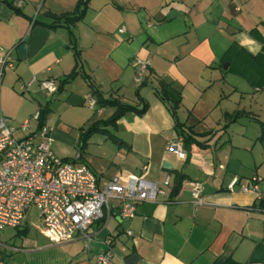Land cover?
Wrapping results in <instances>:
<instances>
[{
  "label": "crops",
  "instance_id": "crops-1",
  "mask_svg": "<svg viewBox=\"0 0 264 264\" xmlns=\"http://www.w3.org/2000/svg\"><path fill=\"white\" fill-rule=\"evenodd\" d=\"M77 1L0 0V51L12 49L14 59L0 84V117L16 129V139L31 135L37 143L41 125L31 116L48 107L42 125L51 148L63 142L67 131L80 143L81 132L112 115L113 107L90 105L95 100L90 83L104 98L137 109L145 102L142 113L127 110L114 127L105 128L124 146L100 131L87 137L85 143L101 144L111 153L105 165L81 154L71 161L87 165L100 187L112 177L126 183L137 176L156 182L162 193L156 202L138 203L129 220H121L115 208L93 223L88 250L80 238L51 245L40 227L36 234L45 241L37 235L24 238L20 248L11 238L2 241L0 234V251L30 249L21 251L26 252L23 260L7 262L92 264L96 254L109 250L114 264H128L130 257H135L131 264H218L222 255L224 264H264V205H259L264 200V145L259 140L264 88L225 72L223 65L229 63L222 60L233 42L251 54L260 51L264 0H89L78 22L48 27L51 15L71 12ZM136 58L148 63L141 82ZM75 67V77L62 83ZM46 80L56 84L55 92L41 88ZM161 81L180 92L176 117L155 93ZM56 116L60 130L52 126ZM25 120L28 128L21 131ZM182 130L204 145L191 140L184 158L166 150L167 142L183 138ZM234 178L238 184L231 191L227 186ZM252 178L258 180L261 198L240 191ZM193 182L202 186V205L194 203ZM13 229L25 237L31 232L26 222Z\"/></svg>",
  "mask_w": 264,
  "mask_h": 264
},
{
  "label": "built area",
  "instance_id": "built-area-1",
  "mask_svg": "<svg viewBox=\"0 0 264 264\" xmlns=\"http://www.w3.org/2000/svg\"><path fill=\"white\" fill-rule=\"evenodd\" d=\"M118 32H124V28ZM147 66L145 60L136 58L137 82L143 80ZM13 67L12 49L0 51V84L4 71ZM40 85L49 93L57 89L50 80ZM94 104L92 99L90 105ZM31 118L38 120L39 111ZM28 124L25 120L19 129L25 131ZM15 131L7 118L0 117V234L5 227H20L26 222L30 209L35 208L39 213L40 233L49 244L58 245L80 238L84 241V250H88L93 223L108 218L115 208L119 210L121 220H129L138 203L156 202L162 193L156 182L137 176L126 183L112 177L100 187L87 165L58 158L52 153L45 126L41 125L35 134L40 139L37 143L31 135L16 139ZM166 150L180 158L185 157L180 138L167 142ZM237 184L238 179L234 178L227 187L232 191ZM191 187L194 203L202 205L201 184L193 182ZM240 191L261 198L255 178L240 186ZM126 233L131 235L129 230ZM92 264H114L112 252L105 250L96 254Z\"/></svg>",
  "mask_w": 264,
  "mask_h": 264
},
{
  "label": "trees",
  "instance_id": "trees-1",
  "mask_svg": "<svg viewBox=\"0 0 264 264\" xmlns=\"http://www.w3.org/2000/svg\"><path fill=\"white\" fill-rule=\"evenodd\" d=\"M5 1V0H4ZM89 0H78L74 6V9L71 12L64 13L62 15H51L53 18V22L48 25L49 28H55L57 26H67L74 24L75 22H78L82 19L85 9L87 8ZM72 36V35H71ZM73 38V36H72ZM75 61L78 64L80 62V55L77 50L74 51ZM223 63L228 62L229 66L226 69L225 72H232L243 79H245L249 85H251L253 88L262 89L264 88V45H262L259 52L256 54H251L247 52L243 47L239 46L237 43L233 42L230 44L228 49L223 55ZM220 67L221 65L218 64ZM77 74L76 67L73 68L69 74L66 75V77L62 80V83H67L70 81L75 75ZM90 86L93 88L92 93L95 97V102L103 107V106H110L114 108V111L112 115L100 122L94 123L91 127H89L86 132H81L80 136V143L81 146L85 145L86 139L89 135H91L95 131L103 132L107 135V138L115 143L118 146H124V143L116 134H114L112 131L106 130V126L114 127L116 120L127 110H133L136 113L140 114L142 113L146 107L147 104L143 102V106L140 109H137L135 107H131L129 105H126L124 103H121L117 99H108L104 98L98 89L94 88L93 85L90 83ZM155 93L159 97L160 100L167 103V105L170 107L171 112L174 117H176V110L181 102V95L180 92L173 88L170 84L164 83L163 81L160 82L159 88L155 90ZM48 111V107H45L43 109H40L39 111V124L42 125L44 122V116ZM176 126L179 128L181 127V124L177 123ZM102 127V128H100ZM181 135L183 136V148L186 150V147H188L192 140L197 145L204 146L202 143L196 141L193 139L192 136H190L187 132L184 130L181 131ZM259 140L264 145V123H261L260 125V135ZM81 154V153H80ZM179 181L175 183L172 195H174L178 188H179ZM259 205H264V200H260Z\"/></svg>",
  "mask_w": 264,
  "mask_h": 264
},
{
  "label": "rangeland",
  "instance_id": "rangeland-1",
  "mask_svg": "<svg viewBox=\"0 0 264 264\" xmlns=\"http://www.w3.org/2000/svg\"><path fill=\"white\" fill-rule=\"evenodd\" d=\"M232 73V72H229ZM233 76L232 74H229V77ZM49 114L48 111L45 114V116ZM52 126H54L57 130H60L59 128V122H58V117H54V120L52 122ZM56 135L59 137L60 134L56 132ZM15 137H19L18 134L15 135ZM74 137V132H64V136L61 137L63 139V142H60L59 138H55L58 140L60 143H52L51 150L53 154L61 159L65 160H73L78 156L80 153L84 160H90V162L94 161L95 165L102 166L105 165L106 162L111 158V153H107V151L102 148L101 144H96V143H86L81 146V143H78V141L73 139ZM106 143H111V142H106ZM82 159V158H81ZM86 160V161H87ZM92 164V163H91ZM26 225L28 229H30V234L25 237L22 233L15 232V229L11 227H5L1 230V240L5 241L6 239L11 238L9 241L15 242V246H18L20 248L21 240L24 238L30 239L32 237H35L37 235V231L35 230L36 228L38 229L40 227V221H39V213L35 208H31L29 211L28 218L26 220ZM39 235V234H38ZM39 239L42 241H45L42 237L38 236ZM8 241V242H9ZM11 244V243H10ZM29 247V246H27ZM15 248V247H12ZM18 249V248H17ZM19 252H9L7 250H1L0 251V257L3 258V264H9L7 261L10 260L12 257L22 259L24 253L27 251H30V249H19ZM21 251H26L21 254ZM23 260V259H22Z\"/></svg>",
  "mask_w": 264,
  "mask_h": 264
},
{
  "label": "water",
  "instance_id": "water-1",
  "mask_svg": "<svg viewBox=\"0 0 264 264\" xmlns=\"http://www.w3.org/2000/svg\"><path fill=\"white\" fill-rule=\"evenodd\" d=\"M18 52H19V54H20L21 56H23V54H24V45H20V46L18 47ZM227 66H228V64H224V65H223V69L226 70V69H227ZM163 167H165V168H169V167H170V164H168V163H164V164H163ZM26 209H27V208H25V211H26ZM132 260H135V257H130V258L127 260L126 263L131 264V263H132ZM225 261H226V255H222V256L218 259V262H217V263H218V264H224Z\"/></svg>",
  "mask_w": 264,
  "mask_h": 264
}]
</instances>
